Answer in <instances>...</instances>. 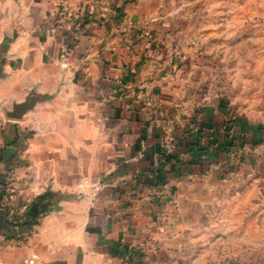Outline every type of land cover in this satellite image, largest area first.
Here are the masks:
<instances>
[{"label":"crops","instance_id":"0c3cea01","mask_svg":"<svg viewBox=\"0 0 264 264\" xmlns=\"http://www.w3.org/2000/svg\"><path fill=\"white\" fill-rule=\"evenodd\" d=\"M242 4L0 0V264L264 263V23Z\"/></svg>","mask_w":264,"mask_h":264},{"label":"built area","instance_id":"2783aa9c","mask_svg":"<svg viewBox=\"0 0 264 264\" xmlns=\"http://www.w3.org/2000/svg\"><path fill=\"white\" fill-rule=\"evenodd\" d=\"M145 98L147 99V101L149 103H153V104H157L158 102L156 100L152 101V99L150 97L145 96ZM177 124H180V121L178 120H169L166 123V130L167 132H169L170 134L174 132L175 127ZM191 129L194 131L196 138L197 139H206L210 134L205 133L202 129H200L197 125H192ZM221 132L227 133L226 136H229L231 139H233V135L235 134V127H233L232 125H228V124H224L221 127ZM214 135V132H213ZM264 138V137H263ZM161 144L164 147V149L168 152V151H173L174 149H176L178 147V143L175 140L174 137L169 138L168 136L164 137L161 140ZM179 159H183L184 155L181 154L178 156ZM167 185V184H166ZM164 185L161 191V194L164 195V199L166 200V202L164 204H161L160 206H158V212L162 215L168 214L170 211L169 207L171 205V201L172 199L170 198V189L168 186ZM149 194L151 197H154L158 194V192L155 189H149ZM150 251L148 250H144L142 255H143V259L144 260H148L150 258V253L152 252H157L159 250V245L157 243H152L150 246ZM29 263H33V261H29ZM149 264H151V262L149 261ZM264 264V263H263Z\"/></svg>","mask_w":264,"mask_h":264},{"label":"trees","instance_id":"16d2710c","mask_svg":"<svg viewBox=\"0 0 264 264\" xmlns=\"http://www.w3.org/2000/svg\"><path fill=\"white\" fill-rule=\"evenodd\" d=\"M194 125V123L190 124V127ZM202 139H195L194 142V148L195 147H200ZM180 146V149L183 152H186L185 147L182 146L181 143L178 144ZM229 147H232V144H227L226 149H228ZM166 162H168V164L171 165V167L173 168H179L183 173L187 172L186 167H179L177 166L178 160L175 156H167L166 157ZM173 160L176 163H173ZM185 170V171H184ZM154 182L150 183L148 185V189H155L158 194L154 197H152L153 200V204L154 206H160L161 204H164L166 202V200L164 199V195L161 194L162 188L164 185H166V175H162L160 179H156V177L154 178ZM51 204V202L49 201V198L45 195L42 197L37 198L30 207H27V209L23 212V214H21L19 220L22 221V223L24 224H28L30 226L35 225L39 222L40 218L45 215L46 213V208Z\"/></svg>","mask_w":264,"mask_h":264},{"label":"rangeland","instance_id":"374dc122","mask_svg":"<svg viewBox=\"0 0 264 264\" xmlns=\"http://www.w3.org/2000/svg\"><path fill=\"white\" fill-rule=\"evenodd\" d=\"M254 1H257V2H253V0H243L242 6L239 5L238 8L243 9L242 13L244 14V16L250 17L252 9L255 8V5H258L259 15L256 17V20L257 18H259L258 20L260 24H263L264 23V0H254ZM248 20H251V19L249 18Z\"/></svg>","mask_w":264,"mask_h":264},{"label":"water","instance_id":"95a60500","mask_svg":"<svg viewBox=\"0 0 264 264\" xmlns=\"http://www.w3.org/2000/svg\"><path fill=\"white\" fill-rule=\"evenodd\" d=\"M36 99H28L22 103L14 105L13 110L9 113V118L13 120H19L23 115L34 108Z\"/></svg>","mask_w":264,"mask_h":264}]
</instances>
